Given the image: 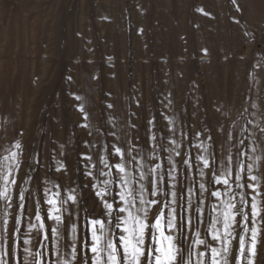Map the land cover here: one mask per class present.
Segmentation results:
<instances>
[{"label":"rangeland","instance_id":"rangeland-1","mask_svg":"<svg viewBox=\"0 0 264 264\" xmlns=\"http://www.w3.org/2000/svg\"><path fill=\"white\" fill-rule=\"evenodd\" d=\"M81 106L91 129L80 126ZM261 129L264 0H0V189L8 169L18 181L8 184L10 207L0 198V258L5 264H34L36 253L43 254L45 264H95L92 221L104 222L103 229L95 226L101 249L109 237L116 242L128 213L115 227V206H125L120 193L127 196L129 188L134 189L127 197L132 216L150 224L160 220V229L151 228L152 247H160L161 231L179 235L170 222L183 223L185 258L191 264H212L211 248L224 246L221 240L213 242V226L223 235L225 202L235 194L233 203L240 207L252 195L251 189L232 183L231 175L225 177L226 167L249 180L257 176L260 185V215L249 222L237 217L226 258L229 264H264ZM113 145L128 149L136 162L127 164L128 185L116 180L105 188L103 181H112L114 173L101 163L109 174L97 178L85 157L114 164L119 158L108 153ZM11 152L17 159L5 160ZM201 157L213 165L211 174ZM150 170L152 192L158 195L148 191ZM217 171L220 179H229L227 187L215 183ZM212 191L221 196H211ZM70 195L76 201L68 200ZM249 210L245 203L243 211ZM46 214L60 215L61 221L45 219ZM127 226L136 227L135 220ZM53 228L57 231L46 240ZM253 228L254 257L248 251ZM73 248L79 250V261ZM9 250L11 260L4 255ZM202 251L207 259L199 255ZM101 257L106 261L107 252ZM219 259L224 264V257Z\"/></svg>","mask_w":264,"mask_h":264},{"label":"snow or ice","instance_id":"snow-or-ice-1","mask_svg":"<svg viewBox=\"0 0 264 264\" xmlns=\"http://www.w3.org/2000/svg\"><path fill=\"white\" fill-rule=\"evenodd\" d=\"M233 3H235V0H232ZM206 52V50H205ZM69 80H71V77H69ZM76 100H80V96L75 97ZM109 108L112 107V105H108ZM78 111H80L83 114V119L84 123L80 125L81 127L84 128H89L91 129V125L89 123V116L87 113V110L84 106H81L78 108ZM151 123V121H150ZM174 131V130H173ZM108 132H111V130H108ZM261 132L264 133V129H261ZM93 133L91 130H89V135H92ZM108 133H105L107 135ZM22 135V134H21ZM227 139V137H225ZM153 140L156 139L155 136L152 137ZM209 139H212V137H209ZM175 141H173L174 143ZM239 143L243 145L245 148L248 147L246 141L240 140ZM15 147L17 149L21 148L20 143H16ZM254 150V149H253ZM108 153L109 157H113L115 155L119 159L114 164H109L108 160H99L97 159L95 163H93L92 157H85V160L87 161L88 164H91L93 168L96 169L95 175L97 178H99L101 175H108V172H105L104 169H101L99 165L101 163L104 164L105 169H109L111 172L114 173V179L112 181L109 180H104L103 184L105 185V188H107V185L110 183H115L116 180H119V182L122 185H128L130 178L128 177L127 174V164L132 163L135 164L136 162V156H128V149H125L123 146H111L108 148ZM138 154V153H137ZM239 151L237 152V155H239ZM177 155H181L179 152ZM246 155V153H245ZM5 160H13L15 161L17 159V153L16 152H11L10 156H7L4 158ZM203 160V164L206 168L209 169V173L211 174L213 171V165L210 163L208 159H205L201 157ZM17 169L21 167L20 164L14 165ZM29 167H34V165H29ZM159 167V166H157ZM250 167V165H246L245 168ZM151 171H149L148 174V179H149V186H148V191L150 195H158L157 193L152 192V178H151ZM94 173L89 170L86 172V175L88 177H91ZM217 178L215 180V183L217 185H223L227 187L230 183L228 178L220 179L219 177V172L217 171L216 173ZM228 175H231L234 179L231 181L232 183H235L238 188H245V189H251V201L247 200H241L240 201V207H237L236 203H233V201L236 199V195L232 194L231 199H229L227 202H225L224 208L221 212L222 216V227H223V235L219 232V230L215 229V225L213 226L214 228V233H213V242L217 240H221L224 242V246L220 251H217L216 248H211V261L212 264H221V260L219 259L220 257H224V264H229V260L226 258V254L229 252L228 244L231 243L230 240H227L228 237L231 236V230L234 225L238 224L239 221L237 217H241L245 222L250 221V217L252 216H259L260 211L257 206L256 202V194L258 193V189L260 185L255 184L257 181L258 177L253 175L250 177V180L246 176H242L239 173L233 169L231 173H228L227 167L225 169V177ZM12 176V171L11 169L7 170V174L4 176V186L2 189H0V198L4 199L6 202V207L11 206V198L9 197V189H8V184H14L17 185L18 181L17 179L11 178ZM11 178V179H10ZM141 179H143V176H141ZM240 180H243L244 183L241 184L239 183ZM211 183V179L209 180ZM165 184H167V181H165ZM157 189L159 188V179L156 181ZM88 187H92L91 180L88 182ZM201 189L204 188V184H200L199 186ZM143 189V186H142ZM97 195H101V193H97ZM134 195V189H127V196L125 192L120 193V200L123 202L125 205L124 207H121L120 205H116V214L114 217L115 221V227L119 228L120 227V217L122 214L125 212L128 213V219H125L123 223L125 224V227L123 228V233L119 234V238L116 242H113V240L109 237L107 241L104 244V248L101 249V241L102 237L100 235H97L96 231V225H100L101 229L104 228V222L100 220H93L92 221V241L93 243L90 246V251L91 253L94 254V259H95V264H124L126 261L127 264H191V259H186L185 258V252L186 249L184 247V231L183 228L186 227L185 224H173L169 223V227L172 228H178L180 229L179 235L178 236H172V235H164L163 231L160 232V235L162 237L161 245L160 247H152L151 246V228L155 227L157 229H160V220L157 219L155 224H150L148 222H145L144 220H141L139 217H133L132 213L130 211V207L132 205V202L128 200V196H133ZM175 195V193H173ZM211 196L215 197H220L221 192L220 191H212L210 193ZM249 193L245 192L244 196H248ZM19 199L24 200L25 197L23 194H19ZM68 200L70 201H76V196L70 195L68 197ZM152 204H159V200H150L149 201ZM54 200H49L48 204L49 205H55ZM141 203H144L143 199H141ZM245 203H250V210L246 214L243 211V206ZM106 207L108 209H113L114 205L113 204H106ZM54 212L59 213L61 211L60 208H53ZM199 207H197V212H199ZM51 218L57 223L61 221V216L60 215H51V214H46L45 219ZM36 219L39 221L41 220V217L39 215H36ZM135 220L136 227L130 228L127 225L129 224L130 220ZM197 220H199V216H197ZM7 224V221L4 222ZM188 224H191V219L188 220ZM217 223H221V217L217 218ZM44 224L41 223V227H43ZM57 229L53 228L49 230V234L45 235L46 240L51 239V234L55 233ZM163 241H167V245L165 246ZM256 241H257V230L256 229H251V247L248 249V251L251 253V256L254 257L256 255ZM122 243V250L119 247V245ZM199 244L204 245L205 241L199 240ZM106 251L107 252V258L106 261H102L101 257V252ZM239 251L243 255L245 254V240L241 237L239 238ZM4 255H6L10 260L13 257V253L11 250L6 252ZM57 257L59 258L60 252L59 249L57 250L56 253ZM201 257H204L207 259V251H202L199 253ZM37 256H40V259H36ZM190 256V253H189ZM73 258L77 259L78 261L80 260L79 256V250L73 248ZM236 257L233 254L232 260H235ZM33 261L34 264H45V259L43 257L42 253H36L33 256ZM0 264H5L2 258H0ZM19 264H23V261L21 260ZM57 264H59V260H57ZM64 264H70L69 261H64ZM83 264H88L87 261H84ZM251 264V261L249 262Z\"/></svg>","mask_w":264,"mask_h":264}]
</instances>
